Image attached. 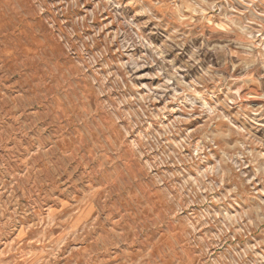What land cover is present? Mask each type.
<instances>
[{"label":"rangeland","instance_id":"obj_1","mask_svg":"<svg viewBox=\"0 0 264 264\" xmlns=\"http://www.w3.org/2000/svg\"><path fill=\"white\" fill-rule=\"evenodd\" d=\"M0 264H264V0H0Z\"/></svg>","mask_w":264,"mask_h":264}]
</instances>
